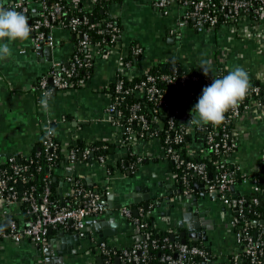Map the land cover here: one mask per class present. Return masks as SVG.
I'll return each mask as SVG.
<instances>
[{
	"label": "built area",
	"instance_id": "obj_1",
	"mask_svg": "<svg viewBox=\"0 0 264 264\" xmlns=\"http://www.w3.org/2000/svg\"><path fill=\"white\" fill-rule=\"evenodd\" d=\"M99 1L101 0H15L2 5L26 15L32 29L30 44L34 49L48 46L53 50L59 44L55 38L56 29L65 30L71 36L72 49L67 58L51 59L48 70L36 81L34 89L40 106H46L51 92L73 91L85 86L91 77L88 71L94 66L96 57L114 59L112 77L98 88L107 98L104 119L115 129L112 137L114 144L121 148L135 143L155 144L161 149L164 160L171 162L182 172L181 175L174 170L169 172V177L174 183L178 177H181L183 183L182 187L175 186L171 202H180L194 191H202L217 200L227 211L225 214L229 218L226 226L232 235L233 247L225 256L214 252L211 255L196 244L170 242L168 237H163L161 247L167 246L171 252L162 254L159 262L195 264V259L199 258L203 264H264V222H261L264 217L261 216L259 221L262 225L253 232L251 227H255L258 220L248 217L245 212L249 202L264 203V191L258 186V178L254 175L264 166V155L250 173L240 169L235 155L240 148L241 138H244L245 134L249 135L243 123L264 120V0L151 1L152 6L164 15L168 14L174 4L180 8V13L168 33L180 35V30L186 26L196 33L227 29L228 41L240 39L246 46L251 45V49L261 56L263 62L258 64L256 69L246 70L250 79L248 95L235 110H229L225 115L224 122L232 121L233 127L220 129L210 124L189 127L187 123L191 115L195 114L191 111L202 94V89L213 82L212 79L218 70L229 72L231 57L228 45L220 47L219 60L213 61L214 72L208 76L184 63L168 64L167 60L158 63L170 68L169 72L151 73L148 68H143L132 73V66L137 62L141 63L143 49L135 44L127 45L122 40L121 30L108 15L89 24L90 11ZM93 28L95 33L100 35L99 38L93 37ZM129 56L132 60L128 59ZM79 72H83V75L79 76ZM136 76L139 79L134 80ZM125 80L128 85H125ZM111 87L113 93L109 92ZM121 93L144 99L148 107L143 111L138 101L132 102L128 108L127 119L121 123L122 110L117 106ZM61 120L65 122L66 117L63 116ZM133 122L136 126L132 125ZM46 129L52 128L47 126L40 135L44 151L47 153L46 169L52 167L54 151L57 149L63 153L67 164L71 166L84 161L79 156L86 158L92 155L90 148L84 149L78 155L76 148L68 147L79 137L74 135L64 143L55 133L48 135ZM188 136L190 141L185 142ZM206 149L216 155L213 174L209 173L205 162L190 159V156ZM6 158V165L0 158V242L11 241L20 244L29 241L38 247H46L50 243L48 227H52L53 231L60 228L78 231L79 237L84 238L88 235V232L83 230L86 221L105 214L106 207L102 204V199L111 194L108 184L94 189L86 187L79 178L66 176L69 197L66 201L62 200L63 202L56 204L50 198L51 189L48 186L38 195L33 185L22 191L15 189L13 184L16 181L25 183L28 180V168L16 162L14 155L10 154ZM140 161L141 158L137 157L129 168L134 170ZM92 162L102 169L106 179L114 170H121L123 165L121 157L111 158L108 154L98 155ZM237 170L242 171V183L250 182L253 196L249 199L237 193L234 185ZM46 177H49V174ZM232 185L233 191L230 189ZM259 195L263 197H257ZM19 203L26 204V211L30 214L24 223H20L13 216V207ZM135 209L137 214L141 213L142 219L134 216L131 207L120 208L121 216L131 221L134 227V237L128 246L118 248L107 238L91 237L88 254L101 256L103 264H117L115 257H118V263L122 261L129 264H157L152 262L148 255L149 246L157 244L155 240L148 239L150 232L145 233L148 223L143 219L150 211H145L143 207ZM4 220L8 221L6 226L3 225ZM152 226L155 231L174 233L171 227L160 229L155 223ZM173 235L174 238L180 239V236Z\"/></svg>",
	"mask_w": 264,
	"mask_h": 264
},
{
	"label": "crops",
	"instance_id": "obj_2",
	"mask_svg": "<svg viewBox=\"0 0 264 264\" xmlns=\"http://www.w3.org/2000/svg\"><path fill=\"white\" fill-rule=\"evenodd\" d=\"M9 1L15 0H0V5ZM151 1L121 0L109 5L110 13L117 17L121 27L122 40L127 45L135 44L143 49L141 63L137 62L132 66V73L166 60L168 64L181 62L202 71L199 68L202 59L211 61V73H213L215 66L213 61L219 60L220 47L224 44L228 45L231 57L229 71L237 66L245 70L249 68L251 71L263 62L261 56L251 49V45L246 46L240 39L228 41L227 29L196 33L186 26L180 30V35L168 33V29L180 13V8L174 4L168 14L164 15L152 6ZM55 38L57 41L58 38L64 41L52 50L51 58L43 50L34 49L28 38L26 41L11 42L12 55L0 61V158L6 157L4 156L6 153L26 155L37 150L40 135L47 126H50L56 137L64 143L74 135L84 142L112 143L113 147L111 146L112 150L108 155L111 158H120L125 154L127 147L121 148L114 144L112 137L115 129L104 119L107 98L104 92L98 91V88L112 77L114 59L96 57L92 75L85 86L73 91L55 92L48 98L46 106H40L34 89L38 77L48 70L51 59L64 60L72 49L71 36L65 30L56 29ZM63 116L66 117L65 122L61 120ZM263 123L264 120L243 123L249 135L245 134L244 138H241L240 148L235 155L240 169L244 172L250 173L264 155V149L251 142L254 137L261 136ZM129 146H133L137 157L141 158L133 175L114 170L106 179L102 169L92 162L93 159L79 161L73 166L65 161L55 169L61 175L57 179L55 191L63 201L69 197L67 171H71V176L81 179L90 188H102L104 184L110 186L113 198H107L109 195L104 197L102 204L106 207V211L109 210V217H112L118 225L107 226V231L114 229L115 232L111 236L102 238L109 239L118 248L128 246L134 237V227L131 221L121 216L120 208L133 203L130 195L135 193L136 187L141 190L148 187L162 197L165 194L172 197L175 193L173 179L169 177V163L164 160L161 149L155 144L147 143H135ZM236 190L241 194L251 192L250 182L240 183L236 186ZM148 201V205L153 206V222L158 228L171 227L178 232L185 231L188 239H192L189 233L201 232L207 235L213 252L222 256L233 247L232 235L227 231L226 226L229 221L228 215L225 214L227 211L212 196L205 195L202 191H194L180 202L173 203L174 206L171 208L165 202L158 207L155 199ZM117 205L121 207L117 208ZM188 208H191L192 215L183 221L180 227L182 213L189 212ZM13 212L15 219L20 223H24L30 217L26 210L24 212L17 206L13 207ZM99 218H104V215L96 219ZM57 234L58 230L55 229L50 238L55 239ZM91 237H100L94 228H90L86 237H79V244H67L66 248L75 253L64 255V263L98 264L97 256L87 252ZM34 245L29 241L20 244L1 241L0 264H41L43 257L42 259L35 257ZM52 250V254H56L55 246Z\"/></svg>",
	"mask_w": 264,
	"mask_h": 264
},
{
	"label": "trees",
	"instance_id": "obj_3",
	"mask_svg": "<svg viewBox=\"0 0 264 264\" xmlns=\"http://www.w3.org/2000/svg\"><path fill=\"white\" fill-rule=\"evenodd\" d=\"M120 1L121 0H110V1L109 0L108 1L101 0V1H99V3L95 5V7L92 9V11H90L89 24H93L97 21H100L104 16L108 15L113 19V22L115 23V25L118 26L119 29L121 30V27L117 21V17L115 15L111 14L110 10H109V5L111 3L120 2ZM94 30H95V28H93V30H92L93 37L99 38L100 35L96 34ZM128 59L132 60L130 56L128 57ZM170 70H171L170 68L164 67L163 64H161V63H156V64L148 67V71L151 73H166V72H169ZM92 72H93V67H91L88 71L90 76L92 75ZM227 73L228 72L225 70H218L215 77L220 78L224 75H227ZM78 75L82 76L83 72H79ZM137 79H139L138 76H136L134 78V80H137ZM124 83H125V85H128V82L126 80ZM163 86L164 85H162V87ZM109 92L113 93L112 87L109 89ZM53 93H55V92H51V94H53ZM136 101H138L140 103L141 109L143 111H145L146 107H148V104L144 99L134 98L131 94H127V93L119 94V101H118L119 104L117 106L119 108H121V110H122V116L120 118L121 123L125 122V120L128 117V113H129L128 108H129L130 104L132 102H136ZM132 125L136 126V123L133 122ZM217 127H218V129H220L221 127L232 128L233 124H232V121H230L228 123L223 122L222 124H220ZM184 141L185 142L190 141L189 136ZM111 146L113 147V144L106 142V141H93V142H90L87 144L80 138L76 139L74 141V143H71L68 145L69 148H76L78 155H80L84 149L90 148L92 150V155H88L86 158H83V156H79L81 159H83L85 161L92 160L93 158L97 157L98 155L110 153V151L112 150ZM113 150H117V149H113ZM134 150L135 149H133V146H127V148L125 149V151H126L125 154L121 156V159L123 160V162H122L123 165L120 169L125 174L127 173L129 175H133L134 170L130 169L129 167L137 159V153ZM54 152H55V157L53 160V165L50 169H46V167H45V164L47 163V160H46L47 153L44 151V147H43L41 139L39 140V148L37 150H34L33 152L26 154V155H14L16 162H18L20 164H24L28 168L27 173H26L28 180L25 183H20L19 181H16L13 184L15 189L22 191L23 189L28 188L30 185H33V186H35L36 194L38 195L39 193L42 192V190L46 186H48L51 189L50 198L53 201H55L56 204H58V203L60 204L61 202H63L62 201L63 199H61L59 194L55 191L57 179L59 177H61V175L58 174L55 169L66 161V157L63 155V153L59 149H57ZM186 158H187V156H186ZM1 159L4 161L3 162L4 165H6L7 164V158L3 157ZM190 159L205 162L208 166L209 173L213 174V171H214L213 162L216 159V155L214 153H212V151H208V149L203 150L202 152L199 151L198 154L190 156ZM119 164L121 165V163H119ZM5 167H7V166H5ZM169 167H170V170L177 171L178 174L180 173V175L182 174L181 170H179V168H176L171 162H169ZM48 174H49V177H46ZM254 175L258 178V186L260 187L261 190L264 191V180H263V178H264V166H261L259 168V171L257 173H255ZM242 176H243L242 171L237 170L236 175H235V180H234L235 186H238L240 183H242L241 182ZM192 183H193V181H192ZM84 185L86 187H88L86 183H84ZM182 185H183V183H182L181 177H178L177 179H175L174 186L179 188V187H182ZM237 193H238V195L241 194L240 192H237ZM241 195L245 196L246 199H249L250 197L253 196L251 194V192H249L247 194L246 193L241 194ZM257 197L262 198L263 195H259ZM260 202H258L256 204L249 202V205H247L245 207L246 215L248 217H251L252 219L258 220V223L255 225V227H251V229H252L251 231H253V232H255V230L258 226L262 225L261 222H259V221L262 217H264V216L261 217V213H264V203L261 204ZM15 206L19 207L24 212H25V210H27L26 204L19 203V204H16ZM128 206L131 207L132 209L140 208V207L145 208L143 203H132V204H129ZM146 210H149L150 213L148 216H145L143 218L148 223V227L145 230V233L150 232L148 234V239L155 240V242L157 244V246H151V245L149 246L148 255H149L150 260L152 262H157V264H166L165 262H159V259L162 256V254L170 253L171 250L167 246L161 247L162 239H163V237H168L170 242L181 241L180 232H178L177 229H174V233H172V234L180 236V239H177L176 237L171 239L170 238L171 234L169 232H166L164 230L155 231L154 227L152 226L154 224V222H153L154 221L153 220L154 219L153 206L147 205V207L145 208V211ZM13 216L15 217V215H13ZM134 216L138 219H142V215L140 212H138V214L134 215ZM185 243L196 244V245L206 249L211 255L213 253V249H212L210 243H208V241H204L201 239L194 240V239L186 238ZM116 250L118 253L119 249L117 248ZM212 259H214V257H212ZM117 264H129V263L119 261V263H117ZM195 264H203V261L199 258H196Z\"/></svg>",
	"mask_w": 264,
	"mask_h": 264
},
{
	"label": "clouds",
	"instance_id": "obj_4",
	"mask_svg": "<svg viewBox=\"0 0 264 264\" xmlns=\"http://www.w3.org/2000/svg\"><path fill=\"white\" fill-rule=\"evenodd\" d=\"M31 31L23 12L0 6V61L12 55L11 42L28 40ZM199 68L208 76L212 71L211 61L202 59ZM249 89V75L240 66L220 78L214 77L213 82L202 89V94L191 111L195 114L191 115L187 124L189 127L209 124L219 126L224 122L225 114L229 110H235L248 95ZM46 133L52 135L54 130L46 129Z\"/></svg>",
	"mask_w": 264,
	"mask_h": 264
},
{
	"label": "water",
	"instance_id": "obj_5",
	"mask_svg": "<svg viewBox=\"0 0 264 264\" xmlns=\"http://www.w3.org/2000/svg\"><path fill=\"white\" fill-rule=\"evenodd\" d=\"M39 49L43 50V52H45L46 55L50 56V58H51V53H52L51 47L41 46V47H39ZM9 155H10L9 153L4 154V156H9ZM70 174H71V171H67L66 172V175L69 176ZM59 185L60 186L62 185L61 181L59 182ZM230 189H231V191H233L234 190V186L232 185L230 187ZM136 192H138L139 194L136 193ZM130 196L132 197L133 203H142V202H144L143 204H144L145 208L148 205L147 201L148 200H153V199L156 200L155 203H156V205L158 207H160V205L162 203H164V202L169 205V208L174 206L173 203H171V200H170L171 196L170 195L165 194L162 197V195H159L158 193L155 194L148 187H146L143 190L139 189V187H136L135 193H132ZM107 198L112 199L113 195L110 194ZM260 203L262 204L263 202L261 201ZM182 205L183 204L181 203V206ZM119 207H121V205H117V208H119ZM190 210H191V208H188L189 212L185 211V212L182 213V217L183 218L179 222V226L180 227H182L183 221H185V220L189 219V217H191L192 213L190 212ZM133 214L137 215V210L135 208L133 209ZM161 214H163V213H161ZM261 216H263V213H261ZM104 218L87 220L83 230L86 231V232H89L90 228H94L100 237L111 236L115 232V230L112 229L114 231H112V230L107 231L106 227L107 226H113V225L115 227H117L118 223H116L112 217H109V210H107L105 212ZM261 222H264V218L261 219ZM7 223H8L7 220L3 221V225L4 226H6ZM47 232L51 236L53 234L52 227H48ZM180 236H181V242L185 243V241H186V232L185 231H181L180 232ZM189 236L192 239H194V240L201 239V240H204V241H208L207 235H203V233H201V232L189 233ZM56 238H57V241H56ZM56 238L55 239L54 238H50L49 246H47L45 248H40V247H38L36 245L33 246V248L36 251L35 257L41 258V259L43 257V260L41 261V264H65L64 260H63L64 255L75 253V251H73V250L71 251V250H69V248H66V245L67 244L70 245V244H73V243H78L79 244V242H78V239H79L78 231H71V230H66V229L60 228L58 230V234L56 235ZM170 238L173 239L174 235L171 234ZM208 243H209V241H208ZM53 246L56 247V254H54V255L52 254ZM96 260H97L98 264H103V259H102L101 256H97ZM115 261H116V263H118V257H115Z\"/></svg>",
	"mask_w": 264,
	"mask_h": 264
},
{
	"label": "rangeland",
	"instance_id": "obj_6",
	"mask_svg": "<svg viewBox=\"0 0 264 264\" xmlns=\"http://www.w3.org/2000/svg\"><path fill=\"white\" fill-rule=\"evenodd\" d=\"M59 40H58V42H59V44H60V42H62L63 43V41H61V38H58ZM65 43V42H64ZM59 44H57L56 46H58ZM264 124V123H263ZM262 127V126H261ZM261 129V128H260ZM262 130H263V132H262V134H261V136L259 137V135L258 136H256V137H254V139H252V144H254V145H256V144H258L259 146H257V147H259V148H263L264 149V128H262ZM257 132V131H256ZM254 136H255V134H254Z\"/></svg>",
	"mask_w": 264,
	"mask_h": 264
}]
</instances>
